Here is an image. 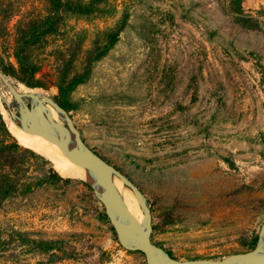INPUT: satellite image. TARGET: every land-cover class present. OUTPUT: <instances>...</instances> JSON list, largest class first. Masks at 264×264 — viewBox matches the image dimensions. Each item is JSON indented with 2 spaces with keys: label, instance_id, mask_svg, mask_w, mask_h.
I'll return each mask as SVG.
<instances>
[{
  "label": "rangeland",
  "instance_id": "1",
  "mask_svg": "<svg viewBox=\"0 0 264 264\" xmlns=\"http://www.w3.org/2000/svg\"><path fill=\"white\" fill-rule=\"evenodd\" d=\"M48 17L52 29L38 35L33 26ZM114 37L90 66L89 52ZM25 49L44 87L11 74ZM0 66L26 85L19 89L58 100L59 72L90 66L68 96L71 116L149 199L152 239L174 257L255 247L264 221V0H0ZM1 90L10 96L0 78V102ZM28 154L0 165L17 183L0 195V264H147L120 244L84 181L52 177L48 160Z\"/></svg>",
  "mask_w": 264,
  "mask_h": 264
},
{
  "label": "water",
  "instance_id": "2",
  "mask_svg": "<svg viewBox=\"0 0 264 264\" xmlns=\"http://www.w3.org/2000/svg\"><path fill=\"white\" fill-rule=\"evenodd\" d=\"M0 76L9 83L11 77L1 66ZM9 88L12 100L1 99V103L11 119L24 130L52 139L83 164L87 171V179L84 182L104 206L119 242L125 249L141 252L147 264H264V221L255 247L245 253L246 257L243 259L235 258L239 254L222 259L182 260L172 256L152 239L153 225L149 199L133 181L87 144L70 111L64 108L53 94L21 92L13 83H9ZM53 110L57 118L53 116ZM115 178H119L138 198L144 215L143 226L125 208L115 185Z\"/></svg>",
  "mask_w": 264,
  "mask_h": 264
},
{
  "label": "trees",
  "instance_id": "3",
  "mask_svg": "<svg viewBox=\"0 0 264 264\" xmlns=\"http://www.w3.org/2000/svg\"><path fill=\"white\" fill-rule=\"evenodd\" d=\"M50 22H51V17H48L46 18L45 21H42V23H40L38 27L33 26L34 30L37 31L36 33L38 35H45L46 33H49L50 31L49 29H52ZM116 39L117 37L110 39L109 44L105 45V47L100 52H98V49H96L93 52H89V58H88L89 65L92 66V63L102 59L108 53L110 46L116 41ZM25 42L30 43L31 41H25ZM25 52H26V49L23 50L21 53L16 54V62L18 64V69L16 68L15 65H12L11 74L15 76L16 78H18L19 80H21L27 86H29L30 89H33L36 87H44V84H42L41 82H39L38 80L34 78V74L37 70V67L32 64L28 54ZM62 57L65 58L64 55H62ZM76 59L78 60L77 56L70 57V59H67L65 65L69 66L73 64L76 61ZM90 66H88V68L84 70L83 72H79V71L75 72L74 74L71 75V77H70L69 71L59 72V76H58L59 84L57 85L60 95H61V99H59V102L68 111L70 110L68 96L70 92L77 87V85L86 82V80L90 77L91 75V68H89ZM12 79H13V84L16 85L18 88V83H21V82H18L14 78ZM25 84L23 85L26 86ZM6 138L14 140L10 132L8 123L5 121L4 116L2 115L1 110H0V165L2 164L3 160L6 162L14 161V164L22 163L23 161H25V157L29 155L28 153L32 154L35 157H40V156H37L31 150L21 149L19 144L16 141L6 144L5 143ZM11 154H14V156H11ZM52 177H57L59 179H62L61 178L62 176L58 174L57 172L52 174ZM16 189H17V183H16V180L13 179L12 172L4 171V173L0 175V195L2 197L3 195L8 196L12 192H14Z\"/></svg>",
  "mask_w": 264,
  "mask_h": 264
},
{
  "label": "bare ground",
  "instance_id": "4",
  "mask_svg": "<svg viewBox=\"0 0 264 264\" xmlns=\"http://www.w3.org/2000/svg\"><path fill=\"white\" fill-rule=\"evenodd\" d=\"M11 77V76H10ZM0 78L3 80L4 84L9 88V83H13L11 79H9V83L5 82V80L0 76ZM19 82V81H18ZM22 83V82H21ZM29 87V86H27ZM30 88V87H29ZM38 88V87H36ZM33 88V89H36ZM19 89V88H18ZM10 90V88H9ZM21 92H28L24 89H19ZM11 92V91H10ZM30 92H44L45 94H51V92L46 90L41 91H30ZM11 96V97H10ZM10 96L3 90H1V98L12 100V93H10ZM1 103V102H0ZM2 105V103H1ZM3 107L4 115L6 118V121L8 123L10 132L12 136L16 139V141L39 154L40 156L44 157L46 160H48L54 167L55 171L60 174L65 179H80L84 181L87 179V171L83 164L79 162L76 158H74L71 154L68 153L67 157L66 155L61 154L57 149L49 146V144L46 141V138L44 135L39 133L31 132V135H29V131L24 130L20 128L10 117L7 110ZM53 116L57 118L56 112L53 110ZM118 178H115V185L117 186V189L120 193V196L122 198V201L125 205V208L132 213V215L137 219V221L143 226L144 224V215L141 209V206L139 204L138 198L135 196V194L124 185V183L121 180H117ZM245 254H239L235 258L243 259L245 258Z\"/></svg>",
  "mask_w": 264,
  "mask_h": 264
}]
</instances>
